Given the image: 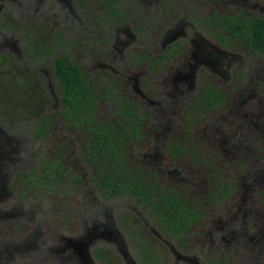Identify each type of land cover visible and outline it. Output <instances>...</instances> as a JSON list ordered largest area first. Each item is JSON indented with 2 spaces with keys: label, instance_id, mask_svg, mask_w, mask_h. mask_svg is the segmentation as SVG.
I'll return each instance as SVG.
<instances>
[{
  "label": "flooded vegetation",
  "instance_id": "af4514ba",
  "mask_svg": "<svg viewBox=\"0 0 264 264\" xmlns=\"http://www.w3.org/2000/svg\"><path fill=\"white\" fill-rule=\"evenodd\" d=\"M58 1L62 2L63 6L67 8V12L72 14L77 13V9L86 5L84 0ZM117 1L103 0V6L108 9L112 8ZM47 2V0H0V49L5 50L0 53V59L8 61V52L17 51L12 38L6 35L8 31L9 35L11 34V27L9 25V22H12V19H10L11 13L14 11L18 12L20 8H22V12L31 8L35 11L40 6L47 4ZM168 2L170 1L125 0V3L129 5L128 10L131 9V11L126 10L128 11V21H126V12L124 11L123 15L121 8L119 9L122 16L120 13H114V16L118 20L124 21L125 19V23H127L121 28L116 29L113 35L112 33H108L107 36L104 35V45L107 49H104V53L100 55L108 56L110 62L115 64V66L103 63L100 65L102 72L95 71L94 76L90 77L78 59L74 58V60H71L64 55L61 56L80 65L83 74L91 82V86L96 91L102 92L105 97L100 110L103 111V105H105L106 110L104 114H100L103 118L115 121L116 123L120 119V113L118 111L120 107H118V103L122 99L132 100L138 103L141 108H151L155 110V114L158 113V107L157 109L155 107L161 102L160 99L154 100L147 97L148 93H154V91L162 87L172 104H176L177 102L173 101L174 98H172L174 93L168 92L170 89L171 91H176L179 86H183L180 92L182 93L187 88L194 87L193 80L185 85V74L181 73L178 68L181 67L184 69L188 65L191 69H194L196 66L204 65L203 67L209 70V76L206 75L207 72L201 70L202 78L206 77L212 82L208 83L210 85L205 84L200 87L199 91L201 94L193 101L196 105L192 106L190 103L184 104V113L189 115L190 113H194L195 109L197 111H219L227 108L228 105H232L236 109L239 107L242 115L238 116L234 122V132L235 135L237 134L238 140L245 143V148L250 149L249 153L246 154L244 151L245 148L241 145H236V149L233 152H228L221 147L222 144H217L215 140L212 139L209 141L210 138H200L199 141L206 143L205 146L200 144V151L197 148H192L190 144L185 142L188 151L179 160H175V157L166 153L167 149L164 147V142H170L173 139H178L179 142H183V140L181 138L170 137V133L174 131L173 123L168 127V122L164 120L159 123V132L153 130L157 134L155 137L160 136L163 149L161 152L155 150L148 156L153 159L154 164L158 165L157 169H161L160 171L163 174L164 168H167L169 164H166V161L161 162V160H167V162L172 159L175 160L174 168L171 170L168 169L167 173H170V178L180 186L182 185V187L185 183L196 187L195 184L190 182L189 168L193 171L200 170V172H203L206 181L205 188L201 192H199L200 189L197 191L191 190L193 192L192 194L196 192L202 194V200H200L204 205L202 220L192 228L191 237L184 247L189 245L194 246L197 244L195 242H200L201 247L207 244V248L211 254H200L198 261H194L193 259H196V256H193V258L189 255H181L183 247L175 246L172 238L166 236L173 242L168 244L165 236L155 228L149 226L148 229L151 235L154 233L157 238L163 241L162 245L168 246L166 248L163 247L167 249L168 253L172 251L177 258L184 259L183 264H189V262L190 264H204L208 257L219 259L222 263L236 264L233 255H229L231 251L232 253H237L240 250L247 253L245 258L251 264H263L264 166H260V162H258V169L251 167L252 172L248 176L245 162L249 155L255 154L258 150L260 152L264 151V121L262 122L264 118V49L255 50L256 47L249 46L242 34L236 33L231 29L233 25L231 21L237 19V21H241L243 27H250L252 20L264 17V0H206V7L213 5L214 9V6H216L217 8L215 9L220 10L219 15L214 16L210 14V16L205 15L203 18H199V22L202 24H199L197 20L191 19L187 15L182 17V22L174 21L176 18L174 20L170 19V22L167 23L168 27L170 26L168 30L162 35H160L161 31H158L159 34L156 32L153 34L154 39L152 38V40L154 42L155 39H158L157 35L161 39L159 49L156 48V54L151 56L149 52L136 46L137 40L134 31L140 30L142 32L146 27H149L150 30H160L161 26L164 27L159 24L158 19L154 20L150 17L146 18L150 21L144 19L142 22L139 19L148 15L150 10L154 11V13L161 14L159 18H163L169 11L166 9L165 4ZM194 2L196 3L195 0ZM219 7L224 8V10ZM160 8H163V10L161 11ZM213 9H209L207 13L215 12ZM148 23L155 26H150ZM173 23H178L180 26L173 25ZM185 26L192 28L191 37H197V28L201 27L204 29L208 26H214L216 29L214 33L216 35L218 33L220 34L215 37V44L210 45L205 42L198 44L193 38H190L187 29L183 31ZM179 34H182L183 38L176 39ZM119 35L123 36V40L119 38ZM145 37L148 38V35ZM146 42H149V40L146 39ZM16 43H19L18 40ZM57 44L55 41L49 43V45L54 46H57ZM188 44L193 45L189 56L185 52ZM5 47H7V51ZM32 49L29 50L24 46V50H26L24 51L25 56L28 54L36 59L37 62L41 60L42 56H48L51 67L50 73L56 82V76L52 71L51 65L53 55L55 54L52 53V50H46V52L51 53L49 55L35 54V50ZM17 55L21 56L20 53H17ZM176 59L179 60L178 63L180 65L172 66L168 74L163 75V73H158L162 71L163 67L168 66L167 62ZM189 60H194L195 63L191 64ZM175 69L177 72H175ZM232 86L235 87V92L238 94L247 93L245 96L240 97L238 102L232 100L231 94L225 89ZM56 101L57 97L54 100L55 104ZM187 102L190 101L186 100ZM234 114H232V109L228 112V115L234 116ZM152 116L149 117L151 118ZM244 117L255 118L245 119ZM154 123L155 121L152 124L154 125ZM182 125V130L185 132H182L185 134L183 136H186L187 126L184 123ZM59 129L64 134H60L59 139L53 143L52 149H38L37 151L44 153L45 156H37L36 160L41 161L49 155L59 159V141L72 142L74 140L68 139L67 133H70L69 130H64L61 126H59ZM168 130L169 133L167 134ZM46 134L43 133L41 136H37L34 131L32 133L36 139L43 138ZM72 134L78 136V133ZM5 138L8 140L7 136H0V147L3 143L6 144L7 141ZM246 140L250 142L248 143ZM210 146L214 147L220 154L217 155L215 164L213 161L215 153L210 152ZM75 150H70L68 154H65L66 157L75 156ZM4 151L0 152V169L4 168V157L7 158L8 164L12 163L13 168L15 162L20 160L21 156L10 154V149ZM15 154H18V152ZM22 154L26 157H31L28 150H22ZM243 156L244 159H241ZM231 158H234V160L237 158V161L233 164L232 162L234 160L230 162ZM190 163H194L197 167L194 168ZM223 164L232 173L234 172L238 178L242 175L238 182L231 184L223 180L225 175L221 174L220 171L224 167ZM35 166L25 165V170H30L32 169L31 167ZM184 171L187 173L186 176L182 175ZM10 176L12 179V174L5 173L2 177L0 175V264H120V261L125 264H140L135 256L134 250L128 244L126 233L120 226V217L116 219L112 218V220L106 219V223L98 224L92 222L91 227L86 228L85 232L79 238L64 236L61 232L64 228L59 229V224L56 227L52 224L50 226L47 221L42 222L41 219L40 221L34 220V213H30L29 210L21 214L25 215L24 217L26 219H30L31 222L29 224L8 225V221L11 219L10 217L16 215L13 209L14 206L2 208L1 204L7 200V196L9 197L12 193H15V183L22 184L18 179V181L13 180L11 182L9 180ZM3 179L7 184H5ZM226 183L229 185L225 192L224 189L222 191L217 190L218 187ZM52 184L55 186H53V189L58 190L59 181H53ZM193 186L191 187L194 188ZM88 187L95 192V189L89 184ZM29 188L35 192L41 191L48 196L53 191V189L43 184L40 186L35 185V183L28 184L25 190L28 191ZM15 194L20 195V191L18 190ZM140 218L142 219L143 217L141 216ZM66 220L65 218H61V224L65 225ZM23 233H26L25 236H22ZM100 239H106L101 240L105 243L112 241L115 245L113 247L105 243L97 244ZM129 247L133 253H131ZM115 250L119 252L122 260L119 259V254ZM116 257L119 262L115 259Z\"/></svg>",
  "mask_w": 264,
  "mask_h": 264
},
{
  "label": "rangeland",
  "instance_id": "374dc122",
  "mask_svg": "<svg viewBox=\"0 0 264 264\" xmlns=\"http://www.w3.org/2000/svg\"><path fill=\"white\" fill-rule=\"evenodd\" d=\"M47 1V4L40 6L39 9L35 11L33 8H31L22 12V8H20L18 12L14 11L11 13L10 19H12V22H9L11 34L9 35L8 31L6 35L12 38L17 51L8 52V61H3L0 59V136L8 137V140L5 138L7 141L6 144L3 143L0 147V152H5L4 150L10 149V154L21 156L20 160L15 162L13 168L12 163L8 164L7 158L4 157V168L0 169V175L2 177L5 173H9V175L12 174V179L11 176L9 178L11 182H13V180L18 181L20 179V174L24 172L25 165L35 166L39 162L38 159L36 160L37 156H45L44 153L37 151L38 149H52L53 143L59 139L60 134H64L61 132V129H59V123L56 121L52 126V131H50L48 128V132L45 137L36 139L32 135L35 125L40 121L43 115L48 112L51 113L56 109L54 100L57 97L56 94L58 85L50 73L51 67L49 64V57L42 56L41 60L37 62V60L32 58L30 55L27 54L25 56L24 51L26 50H24V46L29 50L34 48L32 50H35V54L49 55L51 53L46 52V50H52V53L64 55L71 60L76 58L84 67L88 76L93 77L95 71L102 72L100 65L103 63L115 66V64L110 62V58L108 56L100 55L101 53H104V49H107L104 45V35L107 36L108 33H112L113 35L116 29L121 28L127 23H125V19L124 21L118 20V18L114 16V13H120L121 11L119 8H121L123 10L122 14L124 11L126 12V21H128V11H131V9L128 10L129 5L125 3V0H118L115 3V6L109 9L103 6V0H84L86 5L77 9L78 12L75 14L68 13L66 10L67 8L63 6V3L59 2L58 0ZM169 1L170 2L165 3L166 9L169 11L163 18H159L161 14L154 13V11L150 10L148 15H145L142 19H139L141 22L144 19L150 21L149 19H146L150 17L154 20L158 19L159 24L163 25L164 27L161 26L160 30H150L149 27H146V29L142 32H140V30L134 31L137 40L136 46L143 48L149 52L151 56L156 54V48L159 49V43L161 39L160 36L157 35L158 39H155L154 42L152 40V38L154 39L153 34L155 32L158 33V31H161L160 35H162L166 30H168L170 26L168 27L167 23L170 22V19L174 20L176 18L174 21L182 22V17L187 15L189 18L197 20L199 24H202L199 22V18L201 19L205 15L210 16V14L214 16L219 15L220 11L219 9H215L217 8L216 6H214L215 8L213 9V5H211V7H206V0H195L196 3L194 0ZM209 9H213L215 12L207 13ZM220 9L224 10V8ZM114 10H116V12H114ZM160 10L162 11L163 8H160ZM223 12L225 13V11ZM148 25L155 26L150 23H148ZM173 25L180 26L178 23H173ZM186 29L190 38H193L198 44L204 42L209 43L210 45L215 44V37L220 34L218 33L216 35L214 33L216 31L214 26H208L204 29L201 27L197 28V37H191L190 34L192 28L185 26L183 31H186ZM147 35L148 38L145 37ZM119 38L123 40V36L119 35ZM180 38H183L182 34H179L176 37V39ZM146 39L149 40V42H146ZM17 40L20 45L19 43H16ZM51 41L58 43L57 46L49 45ZM5 49L7 51V47H5ZM192 49L193 45L188 44L185 51L187 56H189ZM108 50L110 52L109 48ZM3 51L5 50L1 48L0 53ZM17 53H20L21 56H18ZM178 61V59L172 61L170 60L167 62L168 66L163 67L162 71L158 73H163V75L168 74V71H171L170 69L172 66L180 65ZM189 62L191 64L195 63L194 60H189ZM203 66H196L194 69H191L188 65L184 69L181 67L178 68L181 73L185 74V85L193 80L194 87L187 88V90L182 93L180 92L182 91L183 86H179L176 91H171L170 89L168 92L174 93L172 98H174L173 101L177 102L176 104H172L171 100L167 97V94L165 90L162 89V87L161 89L154 91V93H148L147 97L154 100L160 99L161 103L155 107V109L158 107V113H150V116L153 115L151 120H149L151 121V124L146 125L145 131L148 132L149 136H151V132H153L155 129L152 124L153 121H155V123H160L161 121L165 120L168 122V127H170V125L173 123L174 131L170 133V137L181 138L184 142L190 144L192 148H198L200 147V144L202 146L206 145V143L199 141L200 138H210L209 141L213 139L217 142V144H222L221 147L228 152H233L236 149V145H241L245 148V143L239 141L237 134L235 135L234 132V122L237 120L238 116L242 115L241 109L239 107L236 109L235 107H232V105H228L227 108L211 112L197 111V109L194 108V113H190L189 115L184 113V104L190 103L192 106L196 105L193 101H195L201 94L199 91L200 87L204 86L205 84L210 85L208 83L212 82L206 77L202 78V71L207 72L206 75L209 76V70L205 69ZM175 72H177L176 69ZM225 89L228 90V93L231 94L232 100L235 102H238L240 97H243L247 94L236 93L234 86L230 88L227 87ZM186 100L190 102L186 103ZM103 107V111H101L102 114H104L106 110L105 105H103ZM52 109L54 110L51 111ZM231 109L232 114L235 113L234 116L228 115V112H230ZM244 118L254 119L255 117ZM217 121L219 122L217 123ZM263 121L264 118L262 119V122ZM181 122L187 126L186 136H183L185 134L182 133L184 131L182 130L183 125ZM226 124L227 126H225ZM157 131L159 132V130ZM168 133L169 130L167 131V134ZM67 134L68 139H72L70 136L71 134ZM155 139L156 141L153 142V139L147 138L148 141H146L144 146L140 147V149H142L141 155L147 157L155 150L159 151V149H163L160 136H157ZM246 142L249 143L250 141L246 140ZM22 150H28L31 157L29 158L22 154ZM209 150L211 153H215L213 160L215 164L217 155L220 154L212 146L209 147ZM244 151L246 154H248L250 149L245 148ZM17 152L18 154H15ZM132 152L136 156V152ZM68 159L69 165H71L69 170L76 172L80 171V173L84 175L83 179L81 180L82 182L78 181L77 184L71 183L66 175V177L64 176L63 181L59 184L58 190L53 189L49 196L41 191H32L30 188L28 191H26L25 186L15 183L16 188L14 191L16 193L19 190L20 195L12 193L9 197L7 196V200L1 204L2 208H10L14 206L13 209L16 215L10 217L11 219L8 221V225L12 224L16 226L18 224L23 225L24 223L29 224L31 222L30 219H26L24 217L25 215H21L28 212L29 210L30 213H34V220L40 221L41 219L42 222L47 221L50 226L52 224L56 227L59 224V229L64 228V230L61 231L64 236L70 238H79V236L85 232L86 228L91 227L92 222L98 224L106 223V219H116L117 217H121L125 214L133 215L136 213L135 216L137 218L141 217V215L138 214L141 211L140 206H138L131 197L106 198L97 190L93 192V190L89 188L87 184V175L85 172L87 170L83 169L75 156H69ZM241 159H244V156L241 157ZM233 160L234 158H231L230 162ZM165 161L166 164L169 165L164 169L171 170L174 168L175 160L172 159L169 162H167V160H161V162ZM236 161L237 158L232 163L234 164ZM258 162H260V166H264V151L260 152L258 150L255 154L249 155L246 159L245 164L247 166L246 171L248 172V176L252 172L251 167L258 169ZM190 164L194 166V168L197 167V165L194 163ZM241 164L243 163L241 162ZM223 166V169L220 171L221 174L225 175L223 178L225 182L233 184V182H238L240 180L242 175L238 178L234 172L232 173L230 169L226 168L225 164H223ZM189 170L190 182L195 184L196 187L190 185L189 183H185V185H183L185 191L188 193H193L191 190L197 191L200 189L199 192H201V190L204 189L206 185L203 172H200L198 169V171H193L191 168H189ZM182 175L186 176L187 173L184 171ZM65 178L69 181L68 184L71 185L70 188L67 186V180ZM3 181L5 184H7L4 179ZM255 187L257 188V186ZM61 218L67 219L65 221V225L61 224ZM142 221H145L144 217L142 218ZM25 234L23 233L22 236H25ZM155 235L156 234L153 233L151 237L157 243H160L158 248L162 250L164 256L159 264H183L184 259L177 258L172 251L168 253L167 249L163 248L168 246L162 245L163 241L157 238ZM165 239L167 240L168 244L173 243L171 239L166 236ZM101 240L106 239H100L97 244L105 243ZM195 243L197 244L194 246H190L189 244L187 247L182 246L183 249L181 250V255L184 254L192 257L196 256V259L193 257V260L198 261L200 254H211L210 250L207 248V244L204 247H201L200 242ZM105 244L113 247L115 245L112 241ZM129 250L131 253H133L130 247ZM117 253L119 254V252ZM232 255L236 264H251V262L245 258L247 253L241 250L237 253H232L231 251L229 256ZM115 259L117 262H119L117 257ZM119 259L122 260L120 254ZM120 262V264H125L122 261ZM262 263L264 264V259L262 260Z\"/></svg>",
  "mask_w": 264,
  "mask_h": 264
},
{
  "label": "trees",
  "instance_id": "16d2710c",
  "mask_svg": "<svg viewBox=\"0 0 264 264\" xmlns=\"http://www.w3.org/2000/svg\"><path fill=\"white\" fill-rule=\"evenodd\" d=\"M231 22V29L242 34L249 46L256 47L255 50L264 49V17L252 20L250 27H243L237 19ZM51 65L58 85L56 109L43 115L34 132L41 136L48 132V128L52 131L57 121L64 130H69L74 140L71 143L60 141L59 159L46 156L32 169L24 170L19 181L25 187L35 183L50 189H53V181L60 184L66 175L71 183L82 182L84 175L80 171L69 170L71 165L65 155L75 147V158L87 170L86 180L93 189L106 198L131 197L140 206L139 214L145 221L135 214H126L119 218L120 226L140 264H159L164 258L163 252L151 237L148 227L172 238L175 246H184L191 237L192 228L202 220V194L186 192L184 186L170 178L167 169L161 173L152 158L141 155L140 147L148 141L147 138L153 142L157 138L156 132L149 136L145 131L146 125L151 124L150 113L154 114L155 110L141 108L132 100L122 99L118 103V123L105 119L100 114L105 97L91 86L80 65L57 54L53 55ZM153 126L155 131L159 130V123ZM72 133H78V136ZM185 144L173 139L164 142V147L166 153L179 160L188 151ZM197 150L200 151L199 147ZM68 180L66 183L70 188ZM228 185L223 184L217 190L224 189L225 192ZM204 264L228 263L208 257Z\"/></svg>",
  "mask_w": 264,
  "mask_h": 264
}]
</instances>
